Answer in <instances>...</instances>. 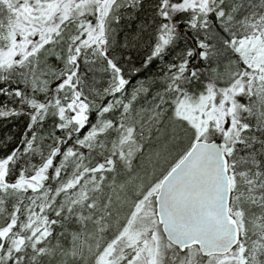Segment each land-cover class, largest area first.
Listing matches in <instances>:
<instances>
[{
    "label": "snow or ice",
    "instance_id": "obj_1",
    "mask_svg": "<svg viewBox=\"0 0 264 264\" xmlns=\"http://www.w3.org/2000/svg\"><path fill=\"white\" fill-rule=\"evenodd\" d=\"M3 2L7 3L9 9L17 12V19L24 24L27 32L18 34L12 45L0 44L2 52H8L11 47L10 59L5 61L4 57L0 56V109L4 110L0 118H8L10 107L12 112L16 113L17 104L20 108L28 106L33 111L37 107L41 111L51 108L56 130L77 128L78 135L85 133L78 140V144L91 148L98 133L95 125L85 132L89 129L92 109L88 99L82 92L77 91L79 61L81 55L87 57L89 54L102 59L104 70H110L112 75L114 84L112 96L128 89L130 81L125 76L120 61L113 58L109 51V34L105 26L109 18L116 23L120 22L118 9L121 5L118 0H16L15 3L3 0ZM145 2L146 0H132V5L142 9ZM188 4H193L194 7H188ZM88 9H91V12ZM105 10L106 16L103 15ZM155 14L159 17L158 30L161 34L157 36L154 45L142 61L144 72L164 56L166 46L176 38L177 21H182L193 30L199 28L205 31L209 28L210 21L219 24L222 47L236 56L245 71L237 72L236 76L223 86L210 82L199 95L188 101L200 115L199 126L183 120L189 136L187 147L161 173L137 207H142L145 202L149 205L154 202L158 207L160 224L164 225L169 240L175 245L170 264H194L192 242L198 246L201 259L208 255L207 249L218 248L221 257L216 259V264H260L257 259V246L253 244L252 248H247L241 240V231L248 227L243 209L236 211L235 207L230 208L226 205L223 192L229 187L228 162L235 154L236 146L248 144L245 134L250 130V125L243 119L242 114L254 113L256 106L259 105L262 108L261 116L264 117V30H261L258 36L253 34L251 37L237 38L231 33L233 17L225 0H156ZM170 21L172 23H169ZM65 30L69 33V44L62 55L54 47L49 46L54 45L57 38L64 35ZM217 51L215 45L210 46L200 41L195 44V51L188 49L185 55L189 58L197 57L204 62L215 56ZM52 57L62 65L58 72H52L54 77L59 76L54 81V97L47 95L48 91H53L52 84L47 80L37 79L35 73L30 81L27 77L24 78L23 86L20 84L12 86L11 81L17 68H23L33 58H36L38 63L42 61L47 65ZM127 60H131L130 55ZM85 63H88L87 59ZM188 67L189 64L182 60L176 66V71L180 75L172 76L171 82L178 84ZM134 71L135 75H141L140 71L135 69ZM217 71L213 69V72ZM192 74L195 75L194 70ZM5 84L8 86L4 87ZM41 87H45V90L40 91ZM166 87L175 97L171 86ZM65 89L71 91L64 92ZM149 90L150 87L141 82L140 87L133 89L129 94L132 103L117 101V104H120L119 111L122 112L118 128L114 121H104V128L109 131L115 130L119 136L121 158L124 157L125 146L128 147L129 156L136 150L135 117L132 113L135 101ZM61 93H64L67 104L61 99ZM40 96L44 99H39ZM246 98L250 103L245 104ZM9 100L16 103L10 106ZM113 110L114 106L111 104L104 106V114ZM173 111H176L175 105ZM126 120H131L132 123H126ZM260 124L264 125V119L260 120ZM28 127L31 129L33 124L30 122ZM261 130L264 131V127ZM61 151L64 149L57 148L51 153V157L39 170L41 179L45 181L48 179L49 166L60 158ZM72 152V149H67L65 156ZM10 155L11 153L5 155L4 159L8 160ZM107 163L112 166L109 170H114L115 161L108 159ZM103 169L104 165L99 164L94 171L99 172ZM256 175L262 174L257 172ZM22 179L21 173H9L4 176L5 183L11 185ZM251 183L252 181H249L250 188ZM261 187H264V183ZM153 197L154 201L150 199ZM251 199L253 203L256 202L254 197ZM261 199L264 200V197ZM260 207L264 209V204ZM60 215L61 212L57 211L56 216ZM252 219L254 227L264 232V214L258 218L254 215ZM257 220L259 223H255ZM3 235L0 232V237ZM5 256L7 257L5 264L9 262L23 264L18 250L15 260L7 253ZM99 264L108 262L101 258ZM206 264L211 262L208 261Z\"/></svg>",
    "mask_w": 264,
    "mask_h": 264
},
{
    "label": "rangeland",
    "instance_id": "obj_2",
    "mask_svg": "<svg viewBox=\"0 0 264 264\" xmlns=\"http://www.w3.org/2000/svg\"><path fill=\"white\" fill-rule=\"evenodd\" d=\"M9 2L15 3L16 0H9ZM225 2H227L228 11L233 17L231 33H234L237 38L242 39L251 37L253 34L258 36L260 31L264 30V0H225ZM192 7H194L193 4ZM124 13L126 19H131L134 15L131 14L133 12H129L127 9L124 10ZM151 13V21L149 24L154 26L155 32L158 28V18L156 17L155 11L152 10ZM103 15L105 14L103 13ZM107 29L109 34L108 47L112 57L120 61L126 77L133 75L135 73L134 69L136 70V68H138V63H132L134 60L132 57L131 60H127L129 55H125L121 50L125 46L123 43L125 32L119 26V23L110 25ZM213 30L214 28L212 26H209L206 31L198 29L203 36H207L206 34L208 33H213ZM26 32L27 28L17 19V12L9 9L7 3L0 0V44L7 43L12 45L18 34ZM68 36L69 33L65 30L64 35L57 38L56 43L49 47H54L63 55L69 44ZM201 41L210 46L215 45V43H209L204 39ZM151 45L152 44H150L148 50L151 48ZM173 46L174 40L170 45L166 46V49ZM220 47L222 55L220 59L218 58V64L213 66L212 71L208 70V76L204 77V79L207 80L212 77L218 85L223 86L229 83L232 77L240 71L238 69V60L236 56L231 51L225 50L222 45ZM10 52L11 47H9L8 52L0 51V56H3L5 61H7L10 59ZM173 52L175 55V48ZM183 57H185V54ZM85 59L88 60V63H85ZM61 67L62 65L58 63L54 57L48 60L47 65L43 64L42 61L38 63L37 59L33 58L23 68H17L15 70L11 81L12 86H16L17 84L23 86L24 78L27 77L30 81L33 73H35L37 79L47 80L52 84L53 88L55 87L54 81L58 79L59 76L54 77L52 72H58ZM79 67L80 76L76 85L77 91L82 92L84 97L88 99L90 107L96 117L97 113L103 112L105 106L104 101L107 98V94L110 89L114 88L111 72L110 70H104V64L100 57H94L90 54L87 57L84 55L81 56ZM214 68L218 71L213 72ZM166 72L170 73L168 69ZM170 74L174 75V73ZM169 84L170 81L167 80L166 85ZM3 86L7 87L8 85L5 84ZM44 90L45 87H41L40 91ZM70 91V89L64 90V92ZM51 92L52 91H48L47 95L49 96ZM167 92L168 88L166 87L164 90H161V92L157 94V97L152 99L147 106L144 108L139 107L133 111L132 115L135 117L136 128L134 139L137 145L133 155H128V147L125 146L123 148L124 157L121 158L119 136L115 130L109 131L111 134L101 130L91 148L84 146V148H89L98 154L99 159H95L92 155L82 153H72L67 157L65 156V152L62 154L63 164L67 163L71 167V171H69V175L67 176L70 179L69 181L72 183L75 182L78 176L77 178H73L71 175L77 174V172L81 173L82 176H80L81 183H79V187L86 183L90 184L91 176L93 175L91 171L94 168L99 164L105 166L101 172L104 174L102 184L105 185L106 192L104 197H102L94 207V210L97 211L96 218L92 221L95 229L92 231L87 230L83 234H90V236L93 237L97 233H101L102 236L94 239L95 245H101L103 241L105 242L115 231H118L124 225L127 226L131 218L138 217L134 216L137 209L143 210L147 207L148 211H150L148 202H145L140 208H138L137 205L143 200V197L147 194V191L161 173L167 169L177 155L187 147L189 136L187 135L183 120H187L189 124H196L199 126L200 115L196 113L195 109L188 102L184 104H181V102L177 103V94L173 97L172 94H167ZM172 92L175 94L174 90ZM61 95L62 100L67 104L64 93H61ZM40 97L44 99L43 96ZM10 103V106L14 104L12 101ZM173 105L176 106V111H173ZM202 111L203 109H201V112ZM178 112L180 113L179 119L177 118ZM261 112V106L257 105L255 112L252 113L254 121H257L261 116ZM49 113H53L51 108ZM98 118L99 119H97L95 123L91 124V128L95 125L97 128L103 129V116ZM120 120L121 119H117V128L119 127ZM125 122L129 124L132 123L131 120H126ZM52 131L53 130L49 127V129L45 128L44 131L39 132L34 138V143L31 146L30 152L22 158L21 164L30 178L35 179V177H38V175H40L39 170L50 158V156H48V149L53 143L55 136ZM250 132H252V130ZM84 135L85 133H80L79 135L75 133L74 137L76 142L78 143V140ZM108 159H113L115 161V168L112 171L109 170L112 166L107 163ZM231 159L233 169V174H231V187H233V184L235 187L232 207H235L236 211H240L242 205H251V208L256 209V212H245L243 210L248 227L246 230L241 231V240L245 243L247 248H252L253 244L257 246V259L260 261V264H264V247H261V245H264V232L258 227H254L252 219L254 215L258 218L260 215L264 214V209L260 207L261 204H264V200L261 199V197H264V187H261V184L264 183V164L262 171H257L258 162H255L254 158L246 159L242 157L237 149ZM6 165L7 161L0 162V175H3ZM257 172L262 175H256ZM27 180V178H23L15 185L20 186ZM249 181H252L251 188L249 186ZM2 184V186L5 187L3 190L5 191V197H7L9 204H4L3 202L0 204V232L4 234L0 237V243L7 248H11L15 244V234L9 230L10 226L4 225V222L12 218L18 207L21 209H28V207L35 202V199L30 195L25 197L22 193H18L17 189L9 188L12 186H10V184ZM91 188L92 186L89 187V190H91ZM47 191L48 187H45L40 193V197L44 198ZM251 197L255 198V203L252 202ZM8 206H10L9 209L7 208ZM135 220L136 223H139L135 228L146 227L145 224H142L143 219L140 217ZM255 223H259V221L257 220ZM153 226L157 229L155 224ZM155 228L152 231V236H150L151 239L142 236L140 232L130 231L129 234L133 235V241L136 243L128 248L120 263H125V255L128 254V252H135L134 256L132 254L129 255L134 258L136 256L142 264H156L158 235ZM138 259L137 261H139Z\"/></svg>",
    "mask_w": 264,
    "mask_h": 264
},
{
    "label": "trees",
    "instance_id": "obj_3",
    "mask_svg": "<svg viewBox=\"0 0 264 264\" xmlns=\"http://www.w3.org/2000/svg\"><path fill=\"white\" fill-rule=\"evenodd\" d=\"M118 2L121 5L118 9L120 17L119 26L125 32L123 41L125 46L121 50L125 55H130L132 59H134L132 63H138V68H136V70L140 71L141 75L137 76L134 73L128 76L127 78L130 81L128 89L118 93L116 96H112L114 88L110 89L104 104L105 106L108 104L113 105L114 110L104 114L103 109V112L98 113L100 115H96V117L92 111L90 113L91 122L89 124V129H86L85 132L91 129V124L95 123L100 116H103L104 121L111 120L115 123L117 119H121L122 112L120 113L119 111L120 104H117V101L132 103L129 94L132 93L133 89L139 88L141 82L149 86L150 90L148 93H142L139 96L135 101L134 110L139 107L144 108L152 99L157 97V94L166 88L167 80L170 81L169 85L172 91L174 90L175 96L177 94V99L181 104L199 95L210 82L217 84L211 76V79L207 80H205L204 77L208 76L207 73L212 71L214 65L218 64V58L220 59L222 55L220 47L222 35L219 24L210 21L209 25L214 28V32L206 34L207 36H203L198 31L199 28L193 30L188 25L183 24L182 21L175 22L177 24V36L174 39V46L165 49L164 56L159 58L152 68L144 72L142 61L154 45L157 36L161 34L158 28L154 32V26L149 24L152 15L151 12L152 10L155 11L156 8V0H146L142 9L135 8L132 5V0H118ZM187 6L192 7V4H188ZM125 9L129 10V12H133L131 14L134 15L131 19L125 18ZM88 11L91 12V9H88ZM104 14V16L107 15L106 10ZM156 17L158 18L159 24V17ZM185 19H187V17H185ZM115 23L116 22L112 18H109L105 26L108 28L110 25H115ZM169 23H172V21ZM203 39L209 43H215V47L218 50L215 56L204 62L197 57L189 58L186 55L183 57L188 49L195 51V44ZM150 44L152 45L148 50ZM174 48L176 49L175 55L173 52ZM182 60L186 61L189 67L187 71L183 73V79H180L178 84L172 83L171 77L180 75L176 71V66L179 65ZM237 64L239 71L244 72V66L239 64V62ZM167 69L170 73H174V75L166 72ZM193 70L195 71V75L192 74ZM54 88L55 87H53V91L49 97L55 96ZM177 88H179V91H177ZM217 90H219V88ZM167 94H170L169 91ZM39 99L43 100L42 97H39ZM11 101L14 102V104L16 103L13 100H9V105ZM49 103H51V101H49ZM248 103H250V101L246 98L245 104ZM49 110L50 108H46L45 111H41L40 108L37 107L35 111H33L28 106L20 108L17 104L16 113H13L11 108H9L8 118H0V162L7 161L5 171L3 175H0V204H2V202L4 204H9L7 197H5V191L3 190L5 187L2 186V183H5L4 176L9 173H21L23 178L28 179L20 186H11L10 184L11 187L9 188L17 189V192L22 193L25 197L30 195L35 199V202L31 204L28 209H21L18 207L12 218L4 222V225L10 226L9 230L14 232L15 244L13 247L7 248L0 243V257H3V259H0V264H5L7 260L5 253L11 255L12 259L15 260L17 250L19 251L23 264H99L101 258L107 261L108 264H123L120 263V261L123 259L124 254L131 245L136 243L133 241V235H130L129 232H140L142 236L151 239L150 236H152V231L155 228L153 226L154 224L157 227V229H155L158 235L156 264H170L171 258L175 252V246L166 240L161 231L160 224L155 215L154 202L149 205L150 211H148L147 207L143 210L137 209L134 216L138 217L131 218L127 226L124 225L118 231H115L114 234L109 238L107 237L108 239H106L105 242L103 241L101 245H95L94 243V239L102 236L101 233H97L93 237H91L90 234L83 235L85 231H92L95 229L92 221L96 218L97 211L94 210V207L98 201L104 197L106 192V187L102 184L104 174L101 171H94L97 167L94 168L91 171L93 175L91 176L90 184L86 183L79 187V183H81V173L77 172V174L71 175L73 178H77V176L78 178L75 182H70L67 176L69 175V171H71V167L67 163H62V154L67 149H72V153L89 154L94 156L95 159H99V155L89 148L81 147L76 142L74 134L78 133L77 128L73 127L64 131H57L54 123L55 117L53 113H49ZM3 111V109H0V114H2ZM179 115L180 113L178 112L177 116L179 117ZM242 116L250 125V130L245 134L248 144L237 145L236 149L242 157L246 159L254 158V161L258 162V168L256 170L262 171L264 164V131H262L261 128L264 127V125L260 124L261 116L257 121H254L252 114L243 113ZM262 119L264 118L262 117ZM30 122L33 124L31 129L28 127ZM49 127L53 130L52 132L55 136L53 143L49 146L48 156L51 157V153L57 148L64 149V151H61L60 158L56 159L49 166L47 172L48 179L46 181L41 179V174L35 177V179L30 180L29 174H27V171L21 164L22 158L30 152L35 136L39 132L44 131L45 128L49 129ZM102 128L103 129L97 128V133L102 130L111 134L109 130H106L104 127ZM251 130L252 132H250ZM9 153H11V155L8 157V160H5L4 156ZM9 160L11 163H9ZM57 168H59L58 173ZM228 172L231 178V174H233L232 159L228 162ZM57 175L58 178H56ZM90 186H92L91 190H89ZM45 187H48V191L46 196L42 198L40 197V193ZM234 193L235 187L233 184V187H231L230 208L232 207ZM150 199L154 201V197ZM9 207L10 206L7 208L9 209ZM241 208L245 212H256V209L251 208V205H242ZM57 211L61 212L60 216H56ZM139 217L143 219L142 224H145L146 227L135 228L139 224L138 222L136 223L135 219ZM134 253L135 252H128V254L125 255L126 259L124 260V264H142L136 256L134 258L129 255L132 254L134 256ZM191 253L195 258L194 264H206L208 261H210L211 264H216V259L221 257V255H211L201 259V254L196 246H192ZM136 258L139 261H137Z\"/></svg>",
    "mask_w": 264,
    "mask_h": 264
},
{
    "label": "water",
    "instance_id": "obj_4",
    "mask_svg": "<svg viewBox=\"0 0 264 264\" xmlns=\"http://www.w3.org/2000/svg\"><path fill=\"white\" fill-rule=\"evenodd\" d=\"M227 177H228V181H229V187H228L227 190H225L223 192V198H224V203L230 207V199H231V179H230V175H229V172L228 171H227ZM158 211H159V209H158V207L155 204V215H156V218H157L158 223L160 224V218H159V215L157 214ZM160 227H161V231H162L164 237L166 238V240L169 243H171V241L169 240L167 231L165 230L164 225L160 224ZM172 245H174V244H172ZM192 246H196L198 248V246L194 242H192ZM207 251H208V255L207 256H211V255H221V252H220V250L218 248H209V249H207ZM200 254H201V252H200Z\"/></svg>",
    "mask_w": 264,
    "mask_h": 264
}]
</instances>
